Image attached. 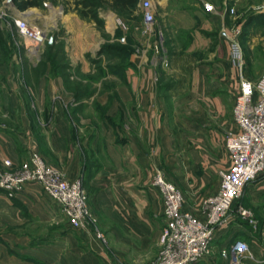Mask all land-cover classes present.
<instances>
[{"label":"rangeland","instance_id":"374dc122","mask_svg":"<svg viewBox=\"0 0 264 264\" xmlns=\"http://www.w3.org/2000/svg\"><path fill=\"white\" fill-rule=\"evenodd\" d=\"M36 1L37 7L25 11L18 10L14 0L0 1V34H4L0 36L2 42L4 41L0 44V103L2 105L6 99L9 103L10 97L12 101H18L16 108L12 101V105L9 104L6 108L0 105V130L23 137L24 133H29L34 141L29 138L26 143L25 148L31 144L29 155L24 161L35 153L65 178L56 164L59 157L51 152L48 143L49 138L51 139L59 128L56 127V118L60 114L59 118L62 117L72 135V144L79 149L82 165L87 167L86 171H83L90 176L103 167H112L106 150L107 144L114 145L118 140L129 141L127 137L125 138L124 130H118L119 132L114 134L116 132L114 126L117 124L113 117V103L114 100L118 102L121 98L118 93L126 89L124 85L127 82L126 73L132 67L131 55L147 48L144 37L138 33L142 19L141 11L135 9L119 16L107 7H98L96 13L102 23L99 27L89 18L81 16L82 12L87 11L83 3L92 0ZM151 1L158 5L155 28L159 29L162 0ZM201 1L206 3L204 0ZM213 2L221 9L220 11L226 8L229 33L235 28L241 31L239 43L243 50L245 67L253 73L262 70L263 75L264 0H213ZM230 9H233V14H229ZM70 13L80 20V24L74 26L70 23L67 30L61 18ZM15 20H24L29 26L45 32L46 41L38 56L29 54L25 41L16 29ZM77 36L80 40L76 42L74 37ZM50 38L52 43L49 44ZM122 38L124 42H121ZM51 44L54 48L52 52L49 49ZM115 45L123 49L119 51L121 48H116ZM103 50L105 53H101ZM147 64L150 69L165 72L164 74L161 72L162 74L155 77L153 82L157 84L158 90L164 93L163 98L166 97L167 104L163 108L167 114L166 126L174 137L169 147L171 152L166 154L160 149L155 157L157 165L161 168L156 171L162 173L165 179L180 191L184 206L189 205L200 211L202 200L216 189L221 171L209 172L207 180L210 182L209 185L198 186L197 182L187 179L192 177L194 164L190 156L193 155L194 148L193 138L188 134L190 126L184 122V118L187 114L198 113L199 107L192 100L190 105L177 104V94L166 96L164 89L176 84L170 78L166 80L164 78L171 70L170 61L169 67L164 69L156 64L151 53ZM56 81L62 82L63 89L49 91L47 84ZM41 86L43 89H40ZM39 98L43 100L41 108L38 106ZM124 105L122 109L127 111L128 107ZM230 117L233 122L232 112ZM174 118H177V121H174ZM27 126L29 129L25 131ZM2 170L1 166L0 172ZM83 171L81 170V173ZM148 177V182L149 180L151 182L150 172ZM77 178L81 180L88 199L86 177L81 175ZM237 203L250 211L255 224L260 225L264 221V185H257L248 192L245 191ZM88 207L95 223L84 229L72 228L61 209L51 222L42 217L39 233L34 235L26 233L28 229L37 230V223L30 224L32 225L30 227L16 228L21 231L14 233L16 237H25L27 241L8 242L6 240L8 230L0 229V246L6 249L4 252L1 248L0 258L7 255L9 259L14 260V262L3 260L0 264H67L70 257L73 258L74 264H103L98 263L103 250L107 257L115 260V252L108 247L107 236L102 232L100 219L89 206V201ZM162 221L164 227V217ZM83 231H90L91 234ZM98 235L101 238H98ZM99 245L103 250H99ZM214 245L216 244L212 243L211 254L195 264H215L219 257ZM28 246L41 247V260L37 261L36 258L33 260L30 255L26 256L23 247ZM159 251L160 245L156 258L150 264L157 261Z\"/></svg>","mask_w":264,"mask_h":264},{"label":"crops","instance_id":"0c3cea01","mask_svg":"<svg viewBox=\"0 0 264 264\" xmlns=\"http://www.w3.org/2000/svg\"><path fill=\"white\" fill-rule=\"evenodd\" d=\"M204 1L213 6L214 12L207 11L201 0H162L161 22L159 29L155 28L163 33L166 55L170 61L171 70L164 78H170L176 83L164 89L166 96L177 94V104L186 106L193 101L199 107L198 113L187 114L184 118V122L190 126L188 134L193 138L194 148L190 156L194 164L192 177L187 179L197 182L198 186L209 185V172L229 168L230 157L224 140L230 133L238 132L230 117L233 97L238 90V78L230 59L227 10L225 8L220 11L213 0ZM157 6L153 4L155 18ZM61 21L67 30L70 23L74 26L80 24V20L71 13L63 16ZM78 36L74 37L76 42L80 40ZM143 49L131 55L132 67L126 73V89L118 93L121 98L113 103V117L117 124L114 126V134L124 130L125 138L129 141L118 140L114 145H106L112 167H103L90 176L85 174L87 167L82 165L79 149L72 144V135L62 117L59 118L60 114L56 118V127L59 128L48 140L51 152L59 157L56 164L67 180L77 179L81 175L86 177L89 206L100 219L108 247L115 252V260H112L99 245L103 255H99L98 263L103 264H150L157 256L164 224L163 200L158 189L151 185L150 180L148 182V176L150 172L152 178L154 171L161 169L155 157L160 149L166 154L171 152L169 147L174 137L166 126L167 114L163 109L167 104L166 97L163 98L164 93L153 82L155 77L165 72L148 67L152 51ZM243 74L247 80L255 82L262 75V70L253 73L244 65ZM47 87L49 91L63 89L61 81L47 84ZM8 100L9 103L6 99L0 105L6 108L13 102L14 108L18 106L17 100L12 101V97ZM38 104L40 108L43 106L42 98H39ZM124 104L128 107L127 111L122 109ZM28 129V126L25 127V131ZM24 134L23 137L0 130V168L3 159L20 165L29 155L31 143L28 148L25 146L31 137L29 133ZM260 177L250 183L245 191L264 185V176ZM217 188L218 185L208 195L215 193ZM60 209L38 185H26L11 198L0 191V229L8 230V242L27 241L25 237H16V228L30 227V224L37 223V230L28 229L26 233H39L42 217L51 222ZM182 210L192 211L190 213L202 218L198 209L184 206V203ZM83 232L91 234L90 231ZM237 240L245 242L249 249V255L240 264H264V221L253 227L247 221L232 217L215 231L213 243L216 244V254L219 249L227 248ZM1 248L0 255L2 250L6 252L5 248ZM23 250L33 260L42 258L40 246L23 247ZM3 260L11 259L4 255L0 258L1 262ZM67 264H74L72 257ZM215 264L228 263L219 257Z\"/></svg>","mask_w":264,"mask_h":264},{"label":"built area","instance_id":"2783aa9c","mask_svg":"<svg viewBox=\"0 0 264 264\" xmlns=\"http://www.w3.org/2000/svg\"><path fill=\"white\" fill-rule=\"evenodd\" d=\"M203 6L207 11L214 12L212 5L203 3ZM139 8L142 15L139 34L152 51L156 64L167 69L169 61L164 37L161 31L155 29L153 3L151 0H141ZM229 14H233V9ZM14 22L29 54L38 56L46 41L45 32L29 26L24 20ZM240 33V29L235 28L228 35L230 59L238 78V90L232 107L233 123L238 132L230 133L225 140L230 166L219 173L216 192L202 200V218L183 211L180 191L159 171L153 174L151 185L161 194L165 220L159 237L160 251L154 264H193L205 259L212 252L216 229L227 224L232 217L247 221L250 225L255 224L250 211L237 201L250 183L264 175V74L255 82L244 77ZM121 42H124V38ZM2 167L0 191L8 198L20 193L26 185H38L60 206L72 228L84 229L94 225L95 220L80 179L67 180L35 153L20 165L5 159ZM97 237L101 238L100 235ZM218 255L228 264H240L249 255V249L245 242L237 240L229 247L219 249Z\"/></svg>","mask_w":264,"mask_h":264},{"label":"trees","instance_id":"16d2710c","mask_svg":"<svg viewBox=\"0 0 264 264\" xmlns=\"http://www.w3.org/2000/svg\"><path fill=\"white\" fill-rule=\"evenodd\" d=\"M140 1L141 0H92V1H86L85 3H83V5L87 9V11L82 12L81 16L89 18L97 26L101 27L102 23L98 19V15L96 13V9L98 7H102V6L107 7L109 9H111L113 12H115L117 15L123 16L132 10H135V9L140 10V8H139ZM14 4H15V7L20 11H25L28 8L38 6V2L36 0H27V1L14 0ZM2 35H4V34H0V36H2ZM2 43H4V41L2 42V40L0 38V44H2ZM115 46H116V48H121V49H119V51L123 49L119 45H115ZM49 49H50V52L53 51V49H54L53 44L49 45ZM104 50L106 51V49H104ZM104 50L101 53H103ZM40 66H42V65H40Z\"/></svg>","mask_w":264,"mask_h":264},{"label":"water","instance_id":"95a60500","mask_svg":"<svg viewBox=\"0 0 264 264\" xmlns=\"http://www.w3.org/2000/svg\"><path fill=\"white\" fill-rule=\"evenodd\" d=\"M9 2H12V0H8ZM48 43H52V38L49 39Z\"/></svg>","mask_w":264,"mask_h":264}]
</instances>
